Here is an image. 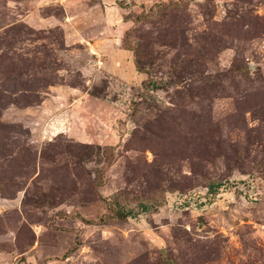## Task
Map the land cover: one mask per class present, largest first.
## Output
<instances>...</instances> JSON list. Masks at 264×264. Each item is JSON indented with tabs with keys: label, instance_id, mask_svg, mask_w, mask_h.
Instances as JSON below:
<instances>
[{
	"label": "rangeland",
	"instance_id": "obj_1",
	"mask_svg": "<svg viewBox=\"0 0 264 264\" xmlns=\"http://www.w3.org/2000/svg\"><path fill=\"white\" fill-rule=\"evenodd\" d=\"M0 264H264V0H0Z\"/></svg>",
	"mask_w": 264,
	"mask_h": 264
},
{
	"label": "trees",
	"instance_id": "obj_2",
	"mask_svg": "<svg viewBox=\"0 0 264 264\" xmlns=\"http://www.w3.org/2000/svg\"><path fill=\"white\" fill-rule=\"evenodd\" d=\"M137 64V63H136ZM139 68V67H138ZM210 189H214V187L212 188H210ZM113 215H110V216H104V217H102L101 218V220L103 221V222H106V221H108V220H111V219H113Z\"/></svg>",
	"mask_w": 264,
	"mask_h": 264
}]
</instances>
